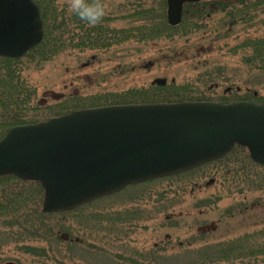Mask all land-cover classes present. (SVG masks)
<instances>
[{"label":"trees","instance_id":"obj_1","mask_svg":"<svg viewBox=\"0 0 264 264\" xmlns=\"http://www.w3.org/2000/svg\"><path fill=\"white\" fill-rule=\"evenodd\" d=\"M256 1L264 2V0ZM33 2L40 10L43 38L39 45L28 51L22 58H27L28 63L36 66L51 61L67 50L105 52L112 47L127 45L145 47L163 43L174 45L176 42L187 41L191 35L201 31L202 35H206L204 41H208L211 46L213 43L229 39L237 27L244 30L261 23L256 20L254 14L260 9L256 10L255 7L247 6L246 0H234L233 5L220 7L218 10L213 6H220L223 0L187 4L183 7L182 20L176 27H170L166 22V0H155L149 5L146 0H123V6L127 7V12L118 18L120 20L112 16V13L107 14L103 23L94 27L81 22L66 7L59 9L57 0H33ZM217 12L222 14L218 19L213 16ZM121 20L128 24L118 28L112 25ZM189 49L190 45L171 48L168 54L161 56V61L167 60L173 63L179 62L180 59H188ZM236 50L243 53L241 62L249 72L256 71L259 74L264 72V38H246L230 52L233 53ZM22 58H0V68L3 69L0 70V140L12 127L41 122L85 108L210 101L192 86H176L171 82L164 86L133 89L120 94H102L88 98L72 95L68 101L61 100L55 105L57 109L53 113L50 112L51 115L48 116L45 113H39L38 104L31 106L35 91L28 88L21 79L22 70L11 68ZM216 70L221 69L216 68ZM206 79L202 83L205 86L212 82L213 74L206 76ZM241 101L264 104V97H256L248 93L240 96L234 93L231 97L218 99L220 103ZM29 110L32 111L29 114L33 117L26 119ZM235 149L244 150L240 147ZM238 166L239 168L234 169L233 174L245 175V168ZM193 172L179 176L186 177ZM24 184L33 189L25 191ZM42 197L43 191L38 183L22 182L11 176L0 177V249L8 244L27 242L47 244L48 251L41 248L42 256L40 257L55 264H63L62 260L83 264L86 262L84 256L99 258L97 262L89 264H264V230L215 242L194 233L182 242L176 245L169 244L165 248L151 246L148 249H129L124 245L128 230L124 225L118 226L117 215H106V217L95 215L93 219L90 218L92 223L85 222L88 224L86 225L81 220L77 224L84 230L86 238L97 242V247L78 238L62 240L59 237L61 232L69 235L76 232L65 225L63 219L57 221L54 220L55 218L54 221L50 219L65 217L67 214L80 211L83 207L62 214H46L41 211ZM161 204L163 203H156L147 212L137 210L134 231H138L140 223L146 224L153 220L154 215L166 213L169 208ZM243 207L245 206L242 204L240 210ZM178 226V222L175 221L169 225L175 229ZM19 249L23 253L33 255L36 248L22 245ZM53 257L57 260L55 258L52 260Z\"/></svg>","mask_w":264,"mask_h":264},{"label":"rangeland","instance_id":"obj_2","mask_svg":"<svg viewBox=\"0 0 264 264\" xmlns=\"http://www.w3.org/2000/svg\"><path fill=\"white\" fill-rule=\"evenodd\" d=\"M154 1L146 0L147 5ZM233 1L223 0L220 6L214 5L213 8L218 10L220 7L233 5ZM123 3V0H105L107 14L112 13V16L120 20L118 18L127 12ZM246 5L260 9L254 14L256 20L261 23L244 30L237 27L229 39L213 43L211 46L208 41H204L206 35H202L201 31L191 35L187 41L176 42V45H127L112 47L105 52L67 50L40 66L28 63L27 58H22L11 68L22 70L21 79L28 88L35 91L31 106L38 104L39 113L48 116L57 109L55 105L61 100L68 101L72 95L88 98L161 86L155 83L156 80H165L166 84L172 82L176 86H192L213 102H218L221 97H231L234 93L240 96L248 93L264 97V72H249L241 62L243 53L240 50L230 52L246 38H264V2L246 0ZM57 6L59 9L66 7L70 11L69 0H57ZM213 16L218 19L222 14L217 12ZM127 24L121 20L112 25L118 28ZM187 45H190L188 59L173 63L161 61V56L168 54L171 48ZM209 74H213V80L211 79L212 82L208 83L206 88L202 83L207 80L206 76ZM30 112L32 111L27 112L26 119L33 117ZM238 165L245 168V175L233 174L234 169L239 168ZM23 189L27 191L33 188L24 184ZM128 199L134 202L129 203ZM159 202L169 208V215L159 213L148 223H140L138 231L132 235L135 245L131 246L148 249L155 243H161L166 236L171 238L168 244L176 245L193 236L198 226L212 224L216 230L206 236V239L213 242L254 234L264 230V168L255 165L245 150L235 149L220 163L204 166L186 177L166 178L130 187L117 195L95 201L80 211L62 218L52 217L50 220L63 219L65 225L77 233L69 235L61 232L59 237L62 240L66 235L70 240H86L87 244L97 247L95 240L85 237L78 222L83 220L84 224L92 223L90 218L93 219L95 215L106 217L134 208L147 212ZM242 204L245 207L240 210ZM167 216H170L169 221H166ZM174 221L179 225L176 229L169 227ZM22 245L36 246L48 251L47 244L37 242L8 244L1 247L0 260L23 264L36 262L38 259L33 255L20 251ZM40 253L42 256V251ZM54 258L52 260L56 259ZM84 258L86 262L83 264L99 260L86 256ZM40 261L41 264H53L43 257H40ZM61 263L76 264L68 260H62Z\"/></svg>","mask_w":264,"mask_h":264},{"label":"water","instance_id":"obj_3","mask_svg":"<svg viewBox=\"0 0 264 264\" xmlns=\"http://www.w3.org/2000/svg\"><path fill=\"white\" fill-rule=\"evenodd\" d=\"M202 1L210 0H166L168 26L179 25L184 5ZM42 36L31 0H0V57L19 58ZM155 83L163 86L165 80ZM235 145L264 167V105L107 106L13 127L0 140V177L38 182L42 212L63 213L129 185L190 171Z\"/></svg>","mask_w":264,"mask_h":264},{"label":"flooded vegetation","instance_id":"obj_4","mask_svg":"<svg viewBox=\"0 0 264 264\" xmlns=\"http://www.w3.org/2000/svg\"><path fill=\"white\" fill-rule=\"evenodd\" d=\"M222 160H223V158L220 159V160L205 164V165L201 166L200 168H202L204 166H207V165L218 164ZM131 187H135V186H131ZM127 188H130V187L124 188L122 191L118 192L117 194L123 192ZM128 202L132 203L134 201L132 199H128ZM136 212H137V208H134V209L118 212V214L116 216V219H119L118 226L124 225L126 227V230H128V231H126V234H125L126 237H127V234H128V237L127 238L125 237L126 239L124 241V245H126V248H129V249H135L136 248L135 246H131V245H135V243L132 242L133 241L132 240L133 239L132 235L136 232V231H134L136 229V222H137L136 216H135ZM166 213H167V215H169L168 211H166ZM166 218H167L166 221L170 220V216H167ZM212 226H213V224H212ZM206 227L207 226H203V227L202 226H198V228L196 229V233L195 234L196 235L199 234L200 236L206 238V236L211 235L216 230V227H215V229H213V228L206 229ZM170 239L171 238L169 236H166L165 239L161 243H155L153 246L155 248H165L166 246H169L168 243H169ZM25 246H28V245H25ZM28 247L36 248L35 252L33 253V256L36 259H38V260H36V262L34 261L33 264H41V261H40V256H41L40 248L36 247V246H30V245ZM25 254H27V253H25ZM28 255H30V254H28ZM8 262H10V261L0 260V264H6ZM13 263H15V264H23L21 262H13ZM51 263H53V262H51ZM53 264H55V263H53Z\"/></svg>","mask_w":264,"mask_h":264},{"label":"clouds","instance_id":"obj_5","mask_svg":"<svg viewBox=\"0 0 264 264\" xmlns=\"http://www.w3.org/2000/svg\"><path fill=\"white\" fill-rule=\"evenodd\" d=\"M69 9L81 22L92 27L103 23L107 15L103 0H69Z\"/></svg>","mask_w":264,"mask_h":264}]
</instances>
